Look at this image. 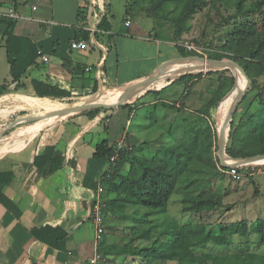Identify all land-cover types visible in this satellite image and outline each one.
<instances>
[{
	"label": "crops",
	"instance_id": "crops-1",
	"mask_svg": "<svg viewBox=\"0 0 264 264\" xmlns=\"http://www.w3.org/2000/svg\"><path fill=\"white\" fill-rule=\"evenodd\" d=\"M82 1L0 0V14L10 16L8 12L14 9L21 16L16 34L30 38L50 58L45 62L40 57L38 64L21 78L17 91L0 95L1 119L17 111L28 116L24 112L44 115L68 108L60 99L39 97L36 81L58 84L72 91L75 98L88 96L92 101L105 103L110 94H115L113 100H119L128 86L155 74L165 62L177 61L168 66L169 77L164 82L154 88L156 82L129 102L142 98L146 102L133 110V117L144 106H153L155 111L160 109L150 124L133 125L128 118L126 124L133 128L124 131L126 114L116 112L119 106L94 117L84 112L54 115L24 125L6 137L8 142L0 147V264H89L102 243L96 247L91 208L97 196L98 180L110 166L107 158L95 155L97 146L104 141L115 145L122 138L132 146L145 140L157 148L168 144L171 141L168 126L175 113L157 106L156 101L159 98L167 102L177 100L178 105L184 101L186 109L194 111L199 98L204 99L219 84V76L206 75L181 99L176 92L181 91L183 84L171 83L183 74L198 72L194 67L201 64L182 59L193 55L182 54L185 48L179 45L180 41L156 38L152 31L143 33L142 25L126 14V0L123 22L118 26L111 19L110 30L99 27L100 14L107 6L104 4L109 3L107 9L111 10V0H97L98 8L90 11L87 23L82 24L78 15ZM127 19L131 20L129 26ZM80 28L90 34L88 47L73 49L70 41L77 38ZM180 65L193 67L174 77L170 75ZM3 85L15 90L17 82L13 81L5 39L0 35V86ZM95 87L98 90L92 93ZM170 87L176 88L166 93ZM149 95L152 97L147 98ZM75 106L80 105L72 107ZM217 110L211 114L218 133ZM121 113L123 118L115 120V114ZM36 231L45 238L37 236ZM62 235L64 238L58 239ZM104 240L118 242L107 228ZM105 260L107 264H129L136 258L111 255Z\"/></svg>",
	"mask_w": 264,
	"mask_h": 264
},
{
	"label": "trees",
	"instance_id": "trees-1",
	"mask_svg": "<svg viewBox=\"0 0 264 264\" xmlns=\"http://www.w3.org/2000/svg\"><path fill=\"white\" fill-rule=\"evenodd\" d=\"M207 3L208 0H126L125 11L133 17L144 13V16L151 18L156 38L179 42L193 17ZM104 5L108 6L109 3ZM98 6L97 0H84L78 10L80 23L86 24L89 12ZM107 6L100 14L99 22V27L106 31L112 28L111 10ZM233 13L221 18L225 31L220 43L214 46V40L210 39L209 44L204 43L203 46L209 58L235 60L252 79L230 123L226 147L228 156L248 158L264 154V90L259 92V78L264 76V0H235ZM237 17L241 19L237 20ZM17 23L18 19L0 14V35L5 39L13 81L17 82L15 90L0 86V95L17 91L21 87V78L38 64L43 54L30 38L16 34ZM77 38L87 41L90 34L80 28ZM182 54L198 55L183 48ZM190 67L193 66H177L170 75L174 77ZM206 75L219 76V84L194 111H188L184 101L180 105L177 100L167 102L159 98L156 101L157 106L175 113L168 126L171 137L168 144L154 150L152 142L145 140L137 146L131 145V149L125 147L119 151L116 164L110 163L103 174L106 228L111 234L123 225L128 235L124 242L102 241L99 251L104 257L141 258L143 264H264V254L255 251L199 252L210 245L229 247L236 238L241 243H250L255 237L264 245V218L258 217L251 222L242 219L210 224L201 220L183 224L168 213L174 195L181 196L184 214H199L201 217L204 213L221 208L224 203L222 194L209 185L211 179L220 175L222 170H228L218 155V133L211 111L218 109L216 122L217 127L221 128L236 96L243 90L241 81L246 77L242 72L234 73L231 69L190 72L171 84H183V90L176 92L182 99ZM164 81L159 80L153 87ZM34 85L39 97L60 99L68 108L92 101L88 96L75 98L72 91L58 84L36 81ZM97 90L95 87L92 93ZM113 95L106 97L105 103L120 100H113ZM44 99L47 98H38L40 101ZM245 101H248L249 109L255 101L259 107L241 113ZM145 103L142 98L121 106L130 107L132 113ZM101 111L107 109L92 108L83 112L94 117ZM114 154V145L110 146L106 141L99 144L95 152L97 157L108 160ZM232 158L229 161L234 160ZM246 167L240 165L238 171L243 172ZM209 170H213V174L207 178L205 174ZM36 235L45 238L39 231H36ZM62 238L63 235L58 239Z\"/></svg>",
	"mask_w": 264,
	"mask_h": 264
},
{
	"label": "rangeland",
	"instance_id": "rangeland-1",
	"mask_svg": "<svg viewBox=\"0 0 264 264\" xmlns=\"http://www.w3.org/2000/svg\"><path fill=\"white\" fill-rule=\"evenodd\" d=\"M111 19L115 26H118L123 22L124 17V3L125 0H111ZM83 2V1H82ZM235 11V0H208V3L197 12V14L193 17L190 22V26L187 30V33L192 32L197 42L200 45L204 43L209 44L210 39L214 40V46H217L220 43V39H222V35L225 31V25L222 24L223 16H230L234 14ZM240 20V17L236 18ZM134 21L140 23L142 25L141 31L143 33L148 34L149 32H153L152 27L154 26L153 20L144 16V13L141 15L135 16ZM165 39V38H161ZM168 40V39H166ZM196 67H194L195 69ZM192 69V68H191ZM260 81V90L262 92L264 90V76L259 78ZM242 86L243 89L247 83V78L242 79ZM179 87V86H178ZM176 87H170L167 89L166 93L170 92L171 90L175 89ZM181 88V87H180ZM183 87L181 88V91ZM209 93L205 95V98H199L198 103H196V107L201 106L209 97ZM152 95H149L147 98H151ZM249 101V100H248ZM248 101H245L241 107V113H243L248 108ZM259 107V103L256 101L251 104V111L256 110ZM117 108V107H116ZM249 109V110H250ZM116 110V109H115ZM123 112L125 113V117L123 118L121 114H115V120H119L122 116L124 119L123 122V130L124 131H132L130 125L127 126L126 120L131 118L133 125L143 123V124H150L153 122V119L156 118V112H159L160 109L155 111L153 106H144L137 110L136 115L131 116V108L130 107H123L121 106L120 109H117L116 112ZM125 111V112H124ZM155 111V112H154ZM23 112L17 111L15 113L9 114L4 118H0V131L8 125L12 120L17 118L18 116H22ZM32 114V112H24ZM151 114V115H150ZM150 115V117H144ZM155 116V117H154ZM119 118V119H118ZM34 122V121H33ZM32 121H27L18 124L14 128H11L4 136L5 139L0 141V147L4 146L7 142L8 137L11 133L16 131L17 129L23 127L24 125L33 123ZM153 125L148 128L152 129ZM131 129V130H130ZM147 131V129H146ZM28 138V137H26ZM154 150L157 148L153 143ZM229 162H234L231 160ZM243 172L241 173L240 178H233L231 177L227 171H221L220 175L215 176L210 181V186L218 193H221L223 196V205L221 208H218L212 213H204L201 217L199 214H184L182 212V203H181V196L174 195L170 200L168 213L177 218L180 223H188L192 221H206L210 224H216L220 221L222 222H234L242 219H248L249 221H253L258 217L264 218V159H260L258 162H253L248 164ZM213 174V170H209L205 175L206 177H211ZM124 226L120 225V229L113 231L111 233L113 238H116L118 242H124L128 239L127 233L124 231ZM200 251H214L218 253L223 252H234V251H255L257 253L264 254V245L260 244L255 237L250 243H241L238 238L235 239L233 244L229 247L225 246H217V245H210L209 247L200 249ZM141 258H137L135 261L132 260L129 264H143ZM172 263V262H170Z\"/></svg>",
	"mask_w": 264,
	"mask_h": 264
},
{
	"label": "water",
	"instance_id": "water-1",
	"mask_svg": "<svg viewBox=\"0 0 264 264\" xmlns=\"http://www.w3.org/2000/svg\"><path fill=\"white\" fill-rule=\"evenodd\" d=\"M183 60H195L200 63H202L200 66L196 67V70L198 72H207V71H216V70H223V69H231L234 71V73L240 71L242 72L245 77L247 78V83L245 85V88L236 96L235 101L230 108L227 118L225 120L224 125L219 128L218 130V141H219V154L221 157L222 162L227 166L228 168L233 166V165H246V164H251L253 162H258L260 159H264V154L248 157V158H232L229 157V159L226 158V147H227V142H228V136H229V131H230V123L233 120L234 113L236 112V109L240 102L242 101L243 97L249 90L251 86L252 79L249 77L247 74L246 70L235 60H229V59H224V60H217V59H212V58H206L203 56H197L193 55L190 57H183ZM177 60H169L168 62H165L160 70L156 72L155 74L139 81L136 82L135 84H132L128 86L126 89H124L122 96L119 101L113 103V104H108L104 102H97V101H90L86 102L80 106H75L71 108H64L60 110H56L44 115H38V114H32L28 116H22L14 121H12L6 128L0 131V141L4 138L5 134L13 127L16 125L27 122V121H38L44 118H48L54 115H71L74 113L78 112H83L88 109L92 108H106V109H112L115 107H119L122 104H125L126 102H130L135 98L136 96L142 94L143 92L147 91L151 85L155 84L161 79L169 77V73L167 71L168 66L174 64ZM181 74V73H180ZM236 86V84H235ZM228 126V130H227ZM230 158L234 159V162H229Z\"/></svg>",
	"mask_w": 264,
	"mask_h": 264
},
{
	"label": "built area",
	"instance_id": "built-area-1",
	"mask_svg": "<svg viewBox=\"0 0 264 264\" xmlns=\"http://www.w3.org/2000/svg\"><path fill=\"white\" fill-rule=\"evenodd\" d=\"M36 8V6H34V9ZM8 14L16 19H19L21 16L18 15L14 9H11ZM131 24V20L127 19L126 20V25H130ZM179 45L184 47L187 51L189 52H195L198 55L197 56H203L206 58H209L208 56V52L207 49L203 46L197 43L196 37L195 35L190 32V33H185L182 36V39L179 42ZM70 46L73 49H86L88 47V43L86 40L84 39H78V38H74L70 41ZM41 53V51H40ZM42 59L45 62H49L50 58L47 55L42 54ZM110 122V118L107 117L105 119V123L108 124ZM115 147V154L112 155L109 159V162L112 164H116V161L118 159L119 156V151L123 148H129L131 149V145H129L126 141L125 138L120 139L118 142H116V144L114 145ZM246 166H248V164H246ZM238 167L239 165H233L231 167L228 168L227 172L228 174L235 178H240L241 173L238 171ZM104 180V176L102 175L99 180H98V185H97V196L95 201L92 204V208H91V213H92V220L94 223V227H95V244L96 247H99V244L102 242L104 234L106 232V224H105V214H104V207H105V201H104V192H105V188L102 184ZM89 264H107L105 257L103 256L102 253H100V251L98 249H96L95 253L93 254V256L90 258Z\"/></svg>",
	"mask_w": 264,
	"mask_h": 264
},
{
	"label": "bare ground",
	"instance_id": "bare-ground-1",
	"mask_svg": "<svg viewBox=\"0 0 264 264\" xmlns=\"http://www.w3.org/2000/svg\"><path fill=\"white\" fill-rule=\"evenodd\" d=\"M199 64H202V63H199ZM174 68H176V66H175ZM174 68H173V69H174ZM173 69H172V70H173ZM55 102H56V103H62V102H60V101H55ZM32 104H33V105H34V104L36 105V103H32Z\"/></svg>",
	"mask_w": 264,
	"mask_h": 264
}]
</instances>
